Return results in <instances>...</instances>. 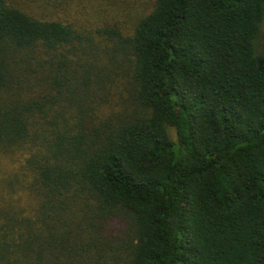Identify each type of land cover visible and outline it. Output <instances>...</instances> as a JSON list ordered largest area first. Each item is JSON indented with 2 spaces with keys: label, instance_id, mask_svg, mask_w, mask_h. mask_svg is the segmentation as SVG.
Listing matches in <instances>:
<instances>
[{
  "label": "trees",
  "instance_id": "16d2710c",
  "mask_svg": "<svg viewBox=\"0 0 264 264\" xmlns=\"http://www.w3.org/2000/svg\"><path fill=\"white\" fill-rule=\"evenodd\" d=\"M88 1L0 0V264H264V0Z\"/></svg>",
  "mask_w": 264,
  "mask_h": 264
},
{
  "label": "rangeland",
  "instance_id": "374dc122",
  "mask_svg": "<svg viewBox=\"0 0 264 264\" xmlns=\"http://www.w3.org/2000/svg\"><path fill=\"white\" fill-rule=\"evenodd\" d=\"M94 1V0H91ZM109 3L110 14L109 22L111 24L122 27V31L130 32L131 26L134 24L136 18L141 14L149 12L153 5V0H100ZM88 4H91L87 0ZM118 27V28H119ZM261 47L264 49V22L259 40Z\"/></svg>",
  "mask_w": 264,
  "mask_h": 264
}]
</instances>
